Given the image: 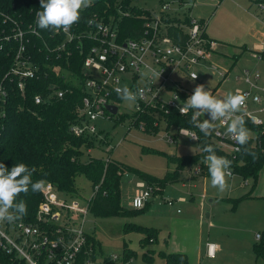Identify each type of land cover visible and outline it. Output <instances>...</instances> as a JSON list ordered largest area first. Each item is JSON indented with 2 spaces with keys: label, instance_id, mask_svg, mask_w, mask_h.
<instances>
[{
  "label": "built area",
  "instance_id": "obj_1",
  "mask_svg": "<svg viewBox=\"0 0 264 264\" xmlns=\"http://www.w3.org/2000/svg\"><path fill=\"white\" fill-rule=\"evenodd\" d=\"M138 1L115 0L110 12H93L86 20L72 26L71 38L62 31H50L48 39L44 38L36 25V12L41 8L34 11L33 21L25 27L5 15L4 21L11 20L13 27L4 38L14 39L16 45L12 61L0 79V134L5 127L10 92L16 91L25 99L32 81L42 82L31 95L33 103L39 106L64 100L74 89L78 90L81 96L73 109L70 132L78 137H94L99 145L105 138L97 127L100 119H127L129 125L140 129H146V125H174L168 122V115L171 111L181 115L178 105L184 103L197 85L203 84L196 65L210 59L215 42L206 37L207 21L190 12L194 0H159L157 10L138 6ZM38 2L40 4V0ZM258 6L264 7L262 3ZM126 18L132 19L133 36L121 35ZM89 20L95 23L89 25ZM97 24L102 27L98 28ZM172 30L180 32L184 39L177 41L170 34ZM33 37L41 41L36 51L29 49ZM75 54L78 55L77 71L72 67ZM252 57L264 60V46L253 52ZM154 71L161 73L159 79L154 77ZM236 79L246 84V87L233 89L234 94L239 92L246 97L242 113L237 115L243 114L253 125L264 128L261 116L264 115V82L259 83L260 70L245 67ZM189 82L194 86L187 84ZM124 85L133 92L143 90L144 98L137 101L138 106L126 107L117 96L115 88ZM107 105H115L116 113ZM122 105L123 112L119 114ZM187 115L192 119L193 111L182 116ZM198 119L206 118L200 115ZM216 124L226 128L219 121ZM180 129L198 137L192 128L178 127V134H181ZM212 133L222 142L230 143V155L234 158L240 145L225 135L226 130L215 129ZM166 138L169 143L175 142L168 132ZM102 160L105 168L113 161L109 155ZM203 169L201 164L195 165L190 169V176L201 175ZM232 174L229 169L228 176ZM102 181L103 176L92 185L89 198H84L80 192L73 195L60 191L53 183L44 181L32 220L23 218L14 224H0V250L7 257L0 264H116L118 257L101 253L93 231L85 229L92 198ZM151 185L144 180L136 183L131 197L134 209L144 207L160 189L156 186L153 192ZM167 202L172 204L171 200ZM260 236L257 234V239ZM215 249L214 244L207 243V255L212 256Z\"/></svg>",
  "mask_w": 264,
  "mask_h": 264
},
{
  "label": "rangeland",
  "instance_id": "obj_2",
  "mask_svg": "<svg viewBox=\"0 0 264 264\" xmlns=\"http://www.w3.org/2000/svg\"><path fill=\"white\" fill-rule=\"evenodd\" d=\"M259 1L264 2V0L191 2L190 12L195 17L207 20L206 33L216 44L210 51V59L201 60L196 65L205 90L213 92L216 98H223L228 93H233L235 87L244 85L240 80H236V76H240L242 70L251 64L249 56L256 52L252 49L254 44L264 46V7L260 8L257 5ZM137 5L157 10L159 0H140ZM243 46L247 48L245 51ZM259 83L263 84L261 81ZM187 84L194 86L190 82ZM123 104L130 107L126 102ZM122 112L123 105L119 109V114ZM203 117L207 119V114ZM97 127L107 135L103 138L104 142H100L99 145L98 140H95V147L83 148L80 160L87 162L89 154L99 158L109 155L120 161L119 163L136 169L135 172L126 171L120 179L119 186L120 204L130 212L125 215L96 216L89 209L86 216V231H93L92 234L100 243L104 255L118 257L116 264H149L141 257L143 252L150 251L149 248L167 250L176 247L187 253L190 264L214 262L228 264L230 259L226 258V249L232 243L238 245L244 243L245 246V243L254 240L251 231L245 228L242 218L236 216L240 212L235 216L231 215L233 200L230 197H236L256 188L254 192L261 191L258 188L260 176L254 182L250 177L244 178L240 174L233 173L231 177L227 176L228 189L220 193L210 186L209 174L191 178L189 171L195 165L191 167L186 165L181 169L183 179L179 177L168 181L164 188L152 194L149 204L144 209L134 211L131 197L136 183L143 180L141 173H148L158 178L171 175L177 168L176 158L199 152L197 141L179 134L175 142H167V132L170 134L178 132V127L173 125L166 128V125L161 124L156 130L153 128L146 130L140 129L137 125H129L127 119H100ZM215 129L226 130L218 124ZM215 143L230 150V145L218 138L215 139ZM200 162L204 164L203 161ZM75 185L84 198L91 196L92 185L86 176H77ZM151 186L154 192L157 185ZM181 196L184 200L177 201ZM168 200H171L172 204H168ZM260 204L264 206V202ZM227 219L233 221L235 226L232 227V223ZM126 223L159 229L157 241L142 246L140 239L144 233L141 230L124 232L123 227ZM200 233L203 241L207 239L208 233L210 241L221 245V250L216 251L215 257H207L204 250H198ZM164 238L168 239L170 241L168 244H172L173 247L163 242ZM124 242L136 252V255L126 260L123 259L122 254ZM152 262L153 260L150 264H153ZM162 262L163 259L157 255L154 264H162Z\"/></svg>",
  "mask_w": 264,
  "mask_h": 264
},
{
  "label": "trees",
  "instance_id": "obj_3",
  "mask_svg": "<svg viewBox=\"0 0 264 264\" xmlns=\"http://www.w3.org/2000/svg\"><path fill=\"white\" fill-rule=\"evenodd\" d=\"M115 0H93L90 7L84 8L80 12V20H86L93 12L105 14L106 10L111 11V7ZM40 8L38 0H0V79L6 73L13 57V49L16 45L14 39H5L4 36L11 32L13 23L11 20L4 21L5 15L12 20L20 23L25 27L34 19V11ZM132 19H124L121 31L122 36H133ZM43 37L48 39L50 30H42ZM177 41H182L184 36L178 31L170 33ZM34 45V47H33ZM41 46V41L37 37L32 38L29 45L30 50L36 51ZM78 55L75 54L72 60V67L78 70ZM44 70V69H42ZM36 83V84H35ZM42 82H29L26 98H21L16 91L10 92L9 104L7 107V118L5 127L0 134V163H3L9 169L18 163L26 164L32 170L33 181H49L53 183L57 189L70 194H79V189L75 185V179L79 175L86 176L91 185L103 181L100 189L92 198L90 209L96 216L108 215H125L129 211L124 209L120 204V179L126 171H136L127 165H123L118 161L109 162L105 168L102 158L91 157L87 162L80 160L83 148L89 149L95 147L96 138L78 137L70 132L69 123L73 120V109L80 99V92L74 89L68 98L47 105H35L31 99V95ZM168 122L173 123L176 127H188L196 130L198 134L199 152L195 155L179 157L176 159L178 168L195 162L203 161L206 153L202 152V148L211 144L216 154L224 156L232 161V173L240 174L244 178L250 177L256 181L258 172L264 164V128L253 125L246 120V127L250 132L255 134L249 140L247 147L257 154V158L246 155L240 146V151L234 158L227 154L224 150L212 140L211 135L205 136L197 127H194L190 121L191 116H182L176 112L168 115ZM171 126V125H167ZM157 127L146 125V129ZM147 151H154L146 149ZM156 152V151H155ZM174 175L178 173L174 171L171 175L163 178L155 177L148 173H141L144 181L148 184H156L163 188L168 181L174 180ZM243 195L242 197H245ZM241 197V198H242ZM25 201L27 205V220H32L38 204L41 200V191L32 192L31 188L28 193H21L17 197V202ZM147 206L134 211L142 210ZM124 232L141 230L145 236L140 240L142 246L153 242L157 231L151 227H142L135 224L126 223L123 227ZM123 259L135 255V252L128 248L126 242L123 243ZM254 252L264 262V231L261 233L260 240L254 244ZM159 256L164 259V264H187V257L183 253H166L160 251ZM142 259L150 263L152 256L143 253ZM7 260L6 255L0 250V263Z\"/></svg>",
  "mask_w": 264,
  "mask_h": 264
},
{
  "label": "clouds",
  "instance_id": "obj_4",
  "mask_svg": "<svg viewBox=\"0 0 264 264\" xmlns=\"http://www.w3.org/2000/svg\"><path fill=\"white\" fill-rule=\"evenodd\" d=\"M93 0H40L41 11L36 12L37 28L50 30L54 33L64 32L71 38V28L80 21V12L84 8L92 5ZM95 23L88 21L89 25ZM98 28L101 25H96ZM35 32V29L33 30ZM159 72H153L154 77L159 79ZM196 76L193 77L195 79ZM117 96L129 105H137V101L144 98L143 90L133 92L127 85L115 88ZM179 98L177 97V100ZM246 97L242 94L228 93L223 98H216L205 90L203 84L197 85L193 93L178 105L181 115H186L189 110L193 111L190 123L199 128L205 135L210 136L216 128V122L226 125L225 135L232 138L241 146L246 155H251L254 159L257 154L248 147L251 132L246 127V120L242 113ZM208 119L200 121V115ZM180 133L192 139H198L195 134L188 135L187 130L180 129ZM202 152L206 153L203 163L207 166L210 175V186L220 193L228 189L227 176L231 168L232 161L224 156L216 154L211 144L205 145ZM240 150V149H238ZM192 151V149H191ZM45 182L42 180H32V170L24 163L14 164L10 169L0 163V224H14L22 220L27 215V205L25 201L17 202V197L21 193L41 191Z\"/></svg>",
  "mask_w": 264,
  "mask_h": 264
},
{
  "label": "crops",
  "instance_id": "obj_5",
  "mask_svg": "<svg viewBox=\"0 0 264 264\" xmlns=\"http://www.w3.org/2000/svg\"><path fill=\"white\" fill-rule=\"evenodd\" d=\"M258 3H262L263 4V6H264V2L263 1H259ZM258 3H257V5H258ZM201 18V17H200ZM204 19V18H203ZM205 20V19H204ZM207 21V20H206ZM205 34H206V37L209 39V40H211V41H213L212 40V38H210L208 35H207V33H206V31H205ZM216 45V44H215ZM262 45L261 44H254V46H253V50L254 51H258V50H261L262 49ZM243 49H244V51H245V49H247V48H245V46H243ZM250 62H251V64L247 67V68H251V67H256V68H258L259 70H260V72H261V75H262V79L260 80L262 83L264 82V60H256V59H254L253 57H252V54H250ZM237 77V76H236ZM237 81H238V79H236ZM241 81V80H240ZM242 82V81H241ZM243 83V82H242ZM244 85L243 86H241V87H246V84L245 83H243ZM213 93V92H212ZM211 95H213V94H211ZM251 108H254V106L253 105H251ZM263 118H264V115L262 114L261 115ZM159 126V125H158ZM166 128H169V126H167L166 125ZM262 128V127H261ZM150 129H152V128H149L148 130H150ZM147 130V129H146ZM101 132V131H100ZM102 133V135L103 136H107L106 135V133H104V132H101ZM169 133V132H168ZM255 133H253V132H251V135L253 136ZM171 135H173V137L175 138V140H176V137L179 135L178 134V132H177V134H172L171 133ZM211 138H212V140H214L215 141V137L213 136V133H211ZM166 140H167V138H166ZM194 141H196V140H194ZM198 141V140H197ZM168 142V141H167ZM223 143H228V142H223ZM229 145H230V143H228ZM220 147V149H222V150H224L227 154H230V151H231V145H230V150H227V149H225L224 147H222V146H219ZM98 148V147H97ZM98 149H100L101 150V148H98ZM89 158H91V157H93V156H91L90 154H89ZM172 158L174 157L173 155H170ZM184 157V156H183ZM97 158H99V157H97ZM100 158H103V156L102 157H100ZM110 158H112V157H110ZM175 158V157H174ZM113 159V158H112ZM177 159V158H176ZM113 160H115V159H113ZM176 161V160H175ZM118 162H120V161H118ZM176 164H177V162H176ZM198 164H201L202 166L204 165V169H203V172L201 173V175H208L209 174V172H208V168H207V166L205 165V164H202L201 162H200V160H196L195 162H192V163H189V164H187V166H189V167H191V165H198ZM186 166V165H185ZM181 169L182 168H178V165H177V168L174 170V171H176L177 173H178V175L177 176H175L174 175V180L175 179H177V178H184L183 176H182V171H181ZM124 174V173H123ZM189 176H190V171H189ZM258 176H260L259 177V187L258 188H260V190L261 191H259V192H254V190H256V189H252V190H249V191H247V192H245V193H243V194H239V195H237L236 197L234 196V197H230L233 201H232V206H231V209H230V213H231V215L232 216H235L236 215V213H238V212H240V213H238V215H236L237 217H239V218H242V221L244 222V225H246V229L247 230H250L251 231V233H252V235H253V238H254V240H250V241H248L247 243H245V246H244V243H242L241 245H238L237 243H232L231 244V246L230 247H228L227 249H226V258H228V259H230V263L231 264H264V262H263V260L260 258V257H258L256 254H255V252H254V244L255 243H257L259 240H260V238H258L257 239V237H256V235L257 234H260L261 235V233L264 231V206H262L261 204H260V202H264V164H263V166L260 168V170H259V172H258V175H257V178H256V180L258 179ZM191 177V176H190ZM230 177V176H229ZM191 178H193V177H191ZM143 179V178H142ZM140 181V180H139ZM247 180L245 179V182H246ZM164 188V187H163ZM161 192H162V190H161ZM243 195H246L245 197H242ZM242 197V198H241ZM182 200H184V197H179L178 198V200L177 201H182ZM149 201H150V199L148 200V202H147V205L149 204ZM177 211H179V209H177ZM228 220V219H227ZM229 221V220H228ZM230 222V221H229ZM230 223H232V227L233 226H235L234 224H233V221H231ZM151 228H153V227H151ZM154 230H156L157 231V233H156V237H155V239L153 240V242H155V241H157V238H158V234H159V229H157V228H153ZM144 236H145V234H144ZM143 236V237H144ZM142 237V238H143ZM201 237H202V235H201V233H200V238H199V240H198V245H197V247H198V250H204L205 251V254H206V256L207 257H215V255H216V251L217 250H221V245L220 244H218V243H216V242H212V241H210L208 238V233H207V235H206V238L207 239H205L204 241H203V239H201ZM261 237V236H260ZM96 238V237H95ZM141 238V239H142ZM140 239V240H141ZM98 241V240H97ZM153 242H151V243H153ZM163 242H165V243H167L168 244V242H170L168 239H166V238H164L163 239ZM207 243H212V244H214L215 246H216V250L214 251V253H213V255L212 256H209V255H207ZM98 244H99V247H100V243L98 242ZM149 244V243H148ZM169 246H171V247H173V245L171 244H168ZM129 248V247H128ZM149 248V247H148ZM203 248H205V249H203ZM100 250H101V248H100ZM149 252H143V253H147V254H149V255H151L152 256V260H153V264H154V261H155V258H156V256L158 255L159 256V252L160 251H164V252H166V253H183V254H185L186 255V257H187V264H190V258H189V256L187 255V253L185 252V251H183V250H181L180 248H178V247H176V248H174V249H172V248H169V249H167V250H163V249H154V248H149ZM135 252V251H134ZM101 253H102V250H101ZM142 253V254H143ZM135 255H136V252H135ZM134 256V255H133ZM141 257H142V255H141ZM163 259V258H162ZM258 259H260L259 261H257ZM258 262V263H257ZM230 263H228V264H230ZM150 264V263H149ZM162 264H164V259H163V262H162ZM211 264H222V263H219V262H214V263H211Z\"/></svg>",
  "mask_w": 264,
  "mask_h": 264
},
{
  "label": "water",
  "instance_id": "obj_6",
  "mask_svg": "<svg viewBox=\"0 0 264 264\" xmlns=\"http://www.w3.org/2000/svg\"><path fill=\"white\" fill-rule=\"evenodd\" d=\"M107 108H108L112 113H116V106H115V105H107Z\"/></svg>",
  "mask_w": 264,
  "mask_h": 264
}]
</instances>
